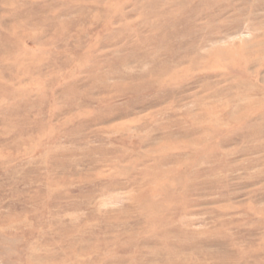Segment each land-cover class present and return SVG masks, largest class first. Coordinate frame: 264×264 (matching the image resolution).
<instances>
[{"label": "rangeland", "instance_id": "1", "mask_svg": "<svg viewBox=\"0 0 264 264\" xmlns=\"http://www.w3.org/2000/svg\"><path fill=\"white\" fill-rule=\"evenodd\" d=\"M0 264H264V0H0Z\"/></svg>", "mask_w": 264, "mask_h": 264}]
</instances>
